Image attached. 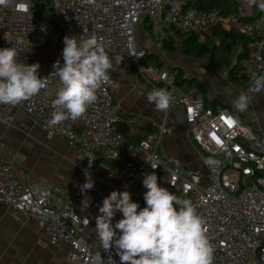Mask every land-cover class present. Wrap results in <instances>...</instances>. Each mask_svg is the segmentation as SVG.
<instances>
[{
  "label": "built area",
  "instance_id": "built-area-1",
  "mask_svg": "<svg viewBox=\"0 0 264 264\" xmlns=\"http://www.w3.org/2000/svg\"><path fill=\"white\" fill-rule=\"evenodd\" d=\"M238 1L245 16L262 2ZM146 18L182 34L197 32L204 41L214 38L217 26L235 27L248 39L238 78L247 95L264 91V12L246 20L240 15L226 17L219 9L199 8L188 0H0V48L14 47L18 55L38 47L48 40L57 21L78 40H95L110 57L134 64L139 76L155 89H166L171 105L183 108L197 164L191 168L172 164L163 153V141L172 134L169 110L159 121L134 116L126 120L112 83L97 91L96 102L82 117L49 126L52 101L60 87L53 65L57 60L63 64L54 58L39 64L38 76L46 78L45 87L15 107L48 139L61 137L79 150L81 176L62 185L30 172L25 181L16 174V154L7 152L0 159V201L20 223H36L52 244L67 245L70 264H101V258L107 261L109 255L95 231L103 199L110 188L127 190L131 197L137 191L144 197V176L155 171L161 187L194 205L206 227L213 264H264V136L236 117L230 107L208 104L197 86L188 90L178 86L170 68L142 64L151 51L148 39L144 43L139 36ZM144 33L150 37L148 31ZM153 47L163 48V41ZM122 121L132 137L120 130ZM208 158L219 164L207 165ZM121 218L117 212L113 225ZM110 251L120 264L115 248Z\"/></svg>",
  "mask_w": 264,
  "mask_h": 264
},
{
  "label": "clouds",
  "instance_id": "clouds-1",
  "mask_svg": "<svg viewBox=\"0 0 264 264\" xmlns=\"http://www.w3.org/2000/svg\"><path fill=\"white\" fill-rule=\"evenodd\" d=\"M257 7L264 12V0ZM63 44V64L57 60L53 65L60 87L52 101L54 111L49 126L82 117L96 102L97 91L114 82L110 76V71L115 70L113 60L102 44L95 40H78L76 36H65ZM16 55L14 47L0 48L2 105L15 106L27 101L39 94L46 84V78L38 76L39 63L19 64ZM147 100L155 110L167 112L172 96L166 89H153L147 94ZM250 101L251 97L241 92L233 106L244 112ZM205 163L214 166L219 161L208 158ZM142 184L147 190L143 208L132 201L127 190H114L103 199L99 215L95 217V231L100 246L109 255L107 261L101 258V264H116L110 251L113 248L120 264H213V249L206 227L192 202L161 187L155 171L145 174ZM117 212L122 218L113 225Z\"/></svg>",
  "mask_w": 264,
  "mask_h": 264
},
{
  "label": "crops",
  "instance_id": "crops-1",
  "mask_svg": "<svg viewBox=\"0 0 264 264\" xmlns=\"http://www.w3.org/2000/svg\"><path fill=\"white\" fill-rule=\"evenodd\" d=\"M142 24L144 26V22ZM170 28H172L170 25L163 24L160 27L155 26L153 31L168 34L158 39L164 41L165 38L173 34ZM172 29L177 32L175 28ZM148 41L147 45L151 46L149 56H158L160 49L154 48V44H149ZM235 55L226 62L221 70L212 69L209 58H206L209 63L204 62L206 59H196L195 77L202 85L201 91L208 104L213 107H230L236 117L251 125L259 136H264V91L261 94L250 96L251 101L244 112L237 111L233 106L235 98L241 92H245L244 83L239 79L232 80L230 77L231 70L238 64ZM16 60L20 64L21 58L16 57ZM136 74L141 84L139 86L140 93H143L148 105H145L146 108H142L140 112L137 109H132L129 116L145 118L149 122L159 121L166 115V112L155 110L154 105L147 100L148 93L142 91L144 86L150 88L149 92L155 87L140 77L137 69ZM113 92L115 95L114 87ZM115 98L119 101L116 95ZM181 116L182 119H180ZM169 123L172 127V134L164 139L162 145V151L168 161L189 168L197 166L195 161L196 148L186 132L181 105H171ZM33 129L34 132H37L38 140L41 138V140H37L39 148L36 151H32L27 145L28 142L23 143L24 139H21L24 137L21 135L22 131H26L29 135ZM129 133L132 135L130 128ZM27 135H25V139H27ZM3 144L5 146H2ZM62 144L58 137L48 139L41 129L34 128L30 119L17 107L0 104V159L7 152L20 157L16 165V174L21 179L27 181V174L30 172L47 182H58L62 185H70L76 178H79L83 160L79 157L78 162L73 164L71 163L73 160L70 161L71 159L67 155L61 156L63 153L61 154L58 148L62 150ZM72 154L77 156L75 152ZM98 172L102 177L107 178L105 172L102 170H98ZM67 249V245L52 244L47 236L39 231L36 223L22 224L14 219L10 208L0 201V264H70L66 259Z\"/></svg>",
  "mask_w": 264,
  "mask_h": 264
},
{
  "label": "rangeland",
  "instance_id": "rangeland-1",
  "mask_svg": "<svg viewBox=\"0 0 264 264\" xmlns=\"http://www.w3.org/2000/svg\"><path fill=\"white\" fill-rule=\"evenodd\" d=\"M56 24H58L57 27ZM170 30L173 33L172 35L173 38L175 39L177 51L171 53L166 51L164 48H162L159 50L158 56L151 55V61L152 62L158 61L160 63V67L167 66L170 69H172L175 73H178L177 71L180 69L183 72L184 76L187 78L195 77V73H196L195 61H197L198 59L195 56L184 55L181 47L182 36L179 33H177L174 29L170 28ZM144 32H145V28L143 24H141L140 33H139L141 42L145 43L147 39L150 38V40L148 41L149 44H154L156 42H159L158 40L159 38H163L168 35L161 33V31H150V37L148 38V36ZM65 36H72V35L66 30V28L61 23H58L56 21V23L53 24V27L51 29L50 37L44 44L30 49L27 48L24 53L18 54L16 55V57L21 58L20 64H27V65H32L34 63L42 64L54 58L63 60L61 54L64 48L63 38ZM110 59L113 60V68L115 69L114 71H110V76L114 81L112 84L117 99L122 103L121 105L123 108V112L125 113V116L131 115L132 109H137L139 112L142 111V108H146L145 105H148V102L146 101V98H144L143 93H140L139 86H141V84L139 83L138 76L136 74V66L132 63L121 62L120 64H118L116 63V61H118L117 59L112 57H110ZM204 62L209 63L208 59L204 60ZM149 89H150L149 87L144 86V89H142V91L149 93ZM180 119H182V116ZM21 135L24 136L23 138H21L24 139L23 143L28 142L29 144L27 143V145L30 146L29 148L32 151L38 150L39 148L38 141L41 140V138L38 140L37 132H34V129L30 131L29 135H27L26 131H22ZM25 135H27V139H25ZM58 139L63 143L62 150L58 148V151H60L61 154L63 153L61 156L67 155L68 158L71 159L70 161L73 160L71 163L73 164L77 163L79 157L81 159V154L79 150L75 147H72L64 139L60 137H58ZM23 143L21 142L20 144L22 145ZM73 152H75L77 156H73L72 154ZM19 159L20 157L19 158L17 157L18 162ZM17 161H16V165H17ZM114 190H115L114 188H110V193ZM131 199L133 202H137L141 208L146 206L143 196L137 191L134 192Z\"/></svg>",
  "mask_w": 264,
  "mask_h": 264
},
{
  "label": "trees",
  "instance_id": "trees-1",
  "mask_svg": "<svg viewBox=\"0 0 264 264\" xmlns=\"http://www.w3.org/2000/svg\"><path fill=\"white\" fill-rule=\"evenodd\" d=\"M188 3L202 9H219L226 17L240 15L242 19L246 20L258 18L263 13L258 9V3L253 8L252 14L247 16L243 15V8L238 0H188ZM144 28L150 34V31L154 30L155 25L149 18H146L144 21ZM214 32V38L207 39L206 41L202 40L197 32H191L189 34L180 33L182 36V52L186 56H195L199 60L209 58L211 62L210 66L214 70H221L226 62L233 55L237 54L235 56L238 60V64L231 70L230 77L232 80L239 79L240 61L244 56H246L247 51V37L233 26L220 25L215 28ZM163 48L171 53L177 51L173 35L164 39ZM141 63L160 67V63L158 61H151L149 54L141 60ZM177 72L178 73H176L175 77L178 86L185 90H188V88L193 86H197L200 90L202 89V85L196 77L187 78L180 69ZM128 117L129 116H126L125 119L127 120ZM120 130L127 136L132 137L125 121L120 123Z\"/></svg>",
  "mask_w": 264,
  "mask_h": 264
}]
</instances>
